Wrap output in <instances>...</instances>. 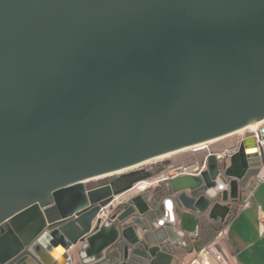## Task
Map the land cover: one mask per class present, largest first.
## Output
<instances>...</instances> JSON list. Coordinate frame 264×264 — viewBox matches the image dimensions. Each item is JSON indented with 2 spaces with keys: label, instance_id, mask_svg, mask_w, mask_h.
Masks as SVG:
<instances>
[{
  "label": "water",
  "instance_id": "1",
  "mask_svg": "<svg viewBox=\"0 0 264 264\" xmlns=\"http://www.w3.org/2000/svg\"><path fill=\"white\" fill-rule=\"evenodd\" d=\"M262 119L264 0H0V222L17 234L0 264H70V250L83 264H172L205 216L228 221L264 163L253 137L126 201L150 173L83 181Z\"/></svg>",
  "mask_w": 264,
  "mask_h": 264
},
{
  "label": "crops",
  "instance_id": "2",
  "mask_svg": "<svg viewBox=\"0 0 264 264\" xmlns=\"http://www.w3.org/2000/svg\"><path fill=\"white\" fill-rule=\"evenodd\" d=\"M229 146L231 145L228 144L225 147ZM221 148L224 147L214 148V150ZM204 153L206 154V151ZM172 166H168L157 176L160 177L162 174L169 177L172 174L170 170ZM261 178H264V163L258 169L251 171L247 179L242 182L241 199L234 203L228 221L222 224L205 216L198 233L195 236H190L191 239H188L186 247H171L170 252L174 256L172 264H220L210 255L206 256L203 262L195 259L200 248L206 244H218L233 264H264V220L262 219L264 214V179L261 180ZM166 180H161L158 183H156L157 179L150 180L155 182L145 191L153 193L155 189L165 188ZM254 185H256L254 196L247 205H241L245 192ZM145 191H131L129 194L135 196ZM147 226L152 239H155L157 231H155L154 225L148 224ZM69 253L72 256L70 264H83L76 250H70ZM63 255H59V257ZM83 255L84 258L87 257L85 253Z\"/></svg>",
  "mask_w": 264,
  "mask_h": 264
},
{
  "label": "built area",
  "instance_id": "3",
  "mask_svg": "<svg viewBox=\"0 0 264 264\" xmlns=\"http://www.w3.org/2000/svg\"><path fill=\"white\" fill-rule=\"evenodd\" d=\"M258 125L256 126V128L254 130L249 131L248 135H244L241 137V139H239V141L234 144L231 145L229 147H224L218 150H214L211 149L210 146L205 145L206 148H203L202 150L206 151L205 156L202 159H199L197 161L188 163V164H178V165H173L172 168L170 169L172 171V174L169 177L163 176L161 174L160 177H157V182L167 178H171L174 176H178V175H182V174H200L201 172H203L206 168H207V156L210 153H215L216 155H221V156H231L232 154H234L235 152L238 151L239 146H240V142L246 138L247 136H252L258 147H262L264 149V119L260 120L257 122ZM194 151H202V150H196L193 149ZM264 178H261V180H263ZM149 180V179H148ZM148 180H144V181H148ZM144 181H140L138 183L135 184V186L130 189L129 191H127L126 193H124L121 197H119L118 199H116L117 201L120 200H125L128 199L130 197H132L131 194H129V192L131 191H145L148 188L151 187L148 186L146 189L144 190H139L141 188V186H139V183L144 182ZM150 182H154V181H150ZM155 183V184H156ZM154 184V185H155ZM137 186V188H136ZM255 190H256V185L250 187L246 192L245 195L242 199V204L243 206L247 205L250 201V199L254 196L255 194ZM108 215V208H102L101 212H100V218H102L104 220V218H106V216ZM262 219L264 220V214L262 215ZM212 256L216 261H218L220 264H233L225 255V253L223 252V250L220 248V246L218 244H206L204 246H202L200 248V250L197 253V257L195 258L197 261L203 262L205 261V257L206 256Z\"/></svg>",
  "mask_w": 264,
  "mask_h": 264
},
{
  "label": "rangeland",
  "instance_id": "4",
  "mask_svg": "<svg viewBox=\"0 0 264 264\" xmlns=\"http://www.w3.org/2000/svg\"><path fill=\"white\" fill-rule=\"evenodd\" d=\"M249 131L250 130H246L244 132L228 136L220 141H217L214 143H206V144L210 146L211 149L218 148V147H225L228 144L234 145L238 142L239 139H241L242 136L248 135ZM193 147L194 146H191L189 149L183 150L177 154H174L168 157L150 159L148 160V162L137 166V168H145V169L152 170L153 172H155L156 175L149 179V180H154L157 177H159L157 175H159L161 171L167 169L168 166L170 165L188 164V163L197 161L199 159H202L203 155L205 154L204 150L194 151ZM137 168L135 167L134 169H137ZM134 169H131V170H134ZM116 176L117 175H112V177L107 176V177H104L103 179L101 178V180L94 179V181L86 182L84 184H86L89 187L96 186L97 184L109 181L111 178L116 177Z\"/></svg>",
  "mask_w": 264,
  "mask_h": 264
},
{
  "label": "flooded vegetation",
  "instance_id": "5",
  "mask_svg": "<svg viewBox=\"0 0 264 264\" xmlns=\"http://www.w3.org/2000/svg\"><path fill=\"white\" fill-rule=\"evenodd\" d=\"M138 165H140V164H138ZM132 167H134V166H132ZM129 168H130V166H129ZM122 169H124V168H122ZM125 169H128V168L125 167ZM131 169H134V168H130V169L126 170L125 172H121V173H119V175L118 174H112V175H117V176L111 178L109 181H106V182H103V183H99L96 186L89 187V186H87L85 184L86 189H87V191H90V190H94V189H96V188H98L100 186H105V185H108V184L115 185L117 188H122V187L126 186L127 184H129L135 178L140 177V176H143L146 173H150L152 175V177L156 175V173L153 172L152 170H148V169H145V168H137V169H134V170H131ZM134 172H136V173L135 174H131V173H134ZM112 175H109V177H112ZM194 175H198V174H194ZM89 179L90 178H87L83 182L86 183V182L94 181L93 179H90V180ZM99 180H101V178H99ZM49 198L50 197L48 196L47 193H42L41 199L43 200V202H49L50 201ZM53 205H54V203L53 202H50L48 204V207H51ZM49 215L52 218L57 217V214H54L53 209H51L49 211ZM52 229H54V228H51L50 231ZM47 231H49V229H48V223L44 225L42 234L43 233H46ZM16 235H17L16 234V231L10 225L8 219L3 220V221L0 222V243L3 242V241H7L10 238L16 240ZM46 240H47V242L50 245H52V248L54 247V243H57V244L59 243V238L57 236L54 237V238H51L50 240H48V239H46Z\"/></svg>",
  "mask_w": 264,
  "mask_h": 264
},
{
  "label": "bare ground",
  "instance_id": "6",
  "mask_svg": "<svg viewBox=\"0 0 264 264\" xmlns=\"http://www.w3.org/2000/svg\"><path fill=\"white\" fill-rule=\"evenodd\" d=\"M258 125V123L256 122L255 124H250V125H248V126H246V127H244V128H241V129H239V130H237V131H234V132H232V133H229V134H227V135H224V136H221V137H217V138H214V139H212V140H210V141H207V142H203V143H200V144H197V145H194V149H196V150H202L203 148H206L205 147V145H207L206 143H214V142H217V141H220V140H222V139H224V138H226V137H228V136H231V135H234V134H238V133H241V132H244V131H246V130H254L255 128H256V126ZM247 137H252V136H247ZM256 142V141H255ZM252 143H254V141H248V144H252ZM251 146H254V144H252ZM191 147V146H190ZM190 147H186V148H183V149H180V150H176V151H173V152H169V153H166V154H163V155H160V156H157V157H155V158H164V157H168V156H171V155H174V154H177V153H179V152H181V151H183V150H186V149H189ZM153 159V158H152ZM150 160V159H149ZM146 162H148V160H146V161H143V162H141V163H138V164H144V163H146ZM138 164H136V165H133L134 167H132V166H130V168H135V167H137V166H139ZM128 169H130L129 167H127ZM128 169H120V170H117V171H114V172H111V173H107V174H103V175H100V176H96V177H93V178H90V179H99V178H103V177H106V176H109V175H112V174H119V173H121V172H125L126 170H128ZM89 179V180H90ZM155 182V181H154ZM154 182H150V180H148V181H144V182H141V183H139V186H141V188L139 189V190H144V189H146L148 186H150V185H152ZM136 188H137V186H136ZM65 252V250L60 246V247H58V248H56V250L54 251V255H57V256H59V255H61V254H63Z\"/></svg>",
  "mask_w": 264,
  "mask_h": 264
}]
</instances>
